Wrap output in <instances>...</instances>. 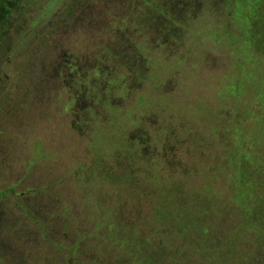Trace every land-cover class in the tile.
I'll return each mask as SVG.
<instances>
[{
  "label": "rangeland",
  "instance_id": "rangeland-1",
  "mask_svg": "<svg viewBox=\"0 0 264 264\" xmlns=\"http://www.w3.org/2000/svg\"><path fill=\"white\" fill-rule=\"evenodd\" d=\"M263 211L264 0H0V264H264Z\"/></svg>",
  "mask_w": 264,
  "mask_h": 264
},
{
  "label": "trees",
  "instance_id": "trees-1",
  "mask_svg": "<svg viewBox=\"0 0 264 264\" xmlns=\"http://www.w3.org/2000/svg\"><path fill=\"white\" fill-rule=\"evenodd\" d=\"M240 130H243V128L242 127H240ZM6 192V191H5ZM264 212V211H263Z\"/></svg>",
  "mask_w": 264,
  "mask_h": 264
}]
</instances>
